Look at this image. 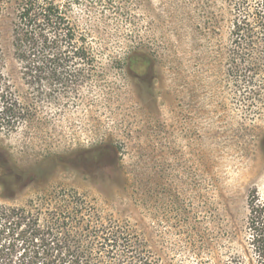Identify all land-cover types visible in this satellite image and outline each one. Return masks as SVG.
I'll return each mask as SVG.
<instances>
[{
  "label": "rangeland",
  "instance_id": "1",
  "mask_svg": "<svg viewBox=\"0 0 264 264\" xmlns=\"http://www.w3.org/2000/svg\"><path fill=\"white\" fill-rule=\"evenodd\" d=\"M21 1L0 0L1 70L35 109L0 130V205L75 192L162 264H264L248 233L250 194L264 203V42L233 41L232 0H73L97 59L54 97L15 58ZM133 51L154 62L130 76Z\"/></svg>",
  "mask_w": 264,
  "mask_h": 264
},
{
  "label": "trees",
  "instance_id": "2",
  "mask_svg": "<svg viewBox=\"0 0 264 264\" xmlns=\"http://www.w3.org/2000/svg\"><path fill=\"white\" fill-rule=\"evenodd\" d=\"M233 41L252 48L264 42V0H232ZM73 0H22L13 29L14 55L23 66L29 87L38 94H67L77 88L83 71L76 64L94 63L97 54L88 39L72 23ZM148 53L127 55L128 75H140L135 65L153 64ZM144 58V59H142ZM0 130L14 132L33 117L6 84L1 70ZM257 75V74H256ZM48 93V94H49ZM87 164H100L98 155ZM1 166V165H0ZM4 166V165H3ZM249 241L264 260V203L257 191L249 196ZM0 264H162L148 243L129 222L104 217L78 193H64L51 200L31 201L24 207L0 205Z\"/></svg>",
  "mask_w": 264,
  "mask_h": 264
}]
</instances>
